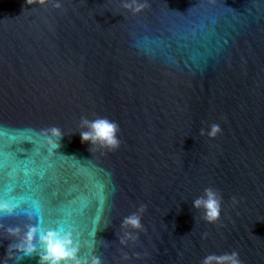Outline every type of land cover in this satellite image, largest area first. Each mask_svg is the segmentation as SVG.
<instances>
[{
    "label": "water",
    "instance_id": "obj_1",
    "mask_svg": "<svg viewBox=\"0 0 264 264\" xmlns=\"http://www.w3.org/2000/svg\"><path fill=\"white\" fill-rule=\"evenodd\" d=\"M128 2L0 0L11 177L0 200L14 208L0 215V264H39L9 252L18 240L7 229L30 226L72 232L80 257L101 264H202L233 251L264 264V0H140L138 14ZM98 118L118 124L116 150L81 142L82 120ZM213 124L221 132L209 138ZM207 188L221 197L216 223L192 206ZM142 206V230L122 227ZM126 232L137 239L121 243Z\"/></svg>",
    "mask_w": 264,
    "mask_h": 264
},
{
    "label": "clouds",
    "instance_id": "obj_2",
    "mask_svg": "<svg viewBox=\"0 0 264 264\" xmlns=\"http://www.w3.org/2000/svg\"><path fill=\"white\" fill-rule=\"evenodd\" d=\"M47 2L48 0H29V3H39L40 5ZM57 7H59L58 4ZM125 7L134 14H138L144 9L145 4L140 3V0H130L125 4ZM81 126L85 129L79 132L81 142L90 145V148L98 146L108 151H114L119 147V126L115 122L106 118H98L93 121L83 119ZM220 132V126L213 124L206 134L209 138H215ZM204 134L205 131L202 129L201 135ZM48 135L52 147L59 149L63 139L62 132L58 128H52ZM192 206L195 209L203 210V219L208 223H216L220 219L221 197L212 188L205 189L204 194L196 198ZM13 211L14 208L10 203L0 200V215H11ZM144 211L145 207L142 206L136 213L125 217L122 227L135 231L142 230L141 215ZM7 233L10 237L18 240L14 246H10L9 252L14 247L16 251L25 255L38 253L39 264H101L97 256L80 257V245L70 231L43 230L37 226H30L23 234L19 228H9ZM135 239L137 237L132 232H126L125 239L121 243ZM202 264H241V262L239 254L233 251L222 255L209 254L204 257Z\"/></svg>",
    "mask_w": 264,
    "mask_h": 264
},
{
    "label": "snow or ice",
    "instance_id": "obj_3",
    "mask_svg": "<svg viewBox=\"0 0 264 264\" xmlns=\"http://www.w3.org/2000/svg\"><path fill=\"white\" fill-rule=\"evenodd\" d=\"M9 156H10V152L7 151L6 146H0V189L7 187L9 190H11V185L10 184H5L6 181L10 180L11 177L9 176V174L7 173V167L9 164ZM62 157L66 158V156L62 155ZM32 163V161L30 160H24L21 159L19 161V166L22 168L23 173H24V177L25 179L23 180L22 184L24 186H28L29 188H31L32 185V180H31V175L32 172L34 170L29 168V165ZM44 172H40L39 176L42 179L44 176ZM20 182L17 181V184H19ZM37 188H40V186H37ZM102 192H101V196H102ZM37 212H39V204L37 202Z\"/></svg>",
    "mask_w": 264,
    "mask_h": 264
}]
</instances>
